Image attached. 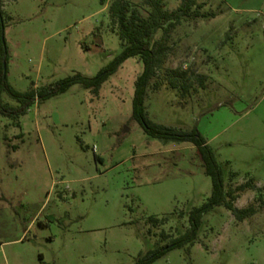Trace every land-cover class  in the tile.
I'll use <instances>...</instances> for the list:
<instances>
[{"label": "rangeland", "instance_id": "obj_1", "mask_svg": "<svg viewBox=\"0 0 264 264\" xmlns=\"http://www.w3.org/2000/svg\"><path fill=\"white\" fill-rule=\"evenodd\" d=\"M112 1L3 0L8 83L26 92L76 73L95 76L122 50ZM123 1L148 17L145 0ZM181 2L163 0V9ZM195 2L192 11L206 17L184 18L170 31L166 61L147 87L146 117L196 128L227 189L249 180L263 187L264 0ZM175 68L204 75V85L193 81L181 96L165 82ZM142 69L132 57L97 95L75 84L19 118L0 115V264H135L186 231L211 180L191 143H163L132 118ZM234 206L256 212L238 222L215 207L202 216L194 245L152 264H264V193L247 190Z\"/></svg>", "mask_w": 264, "mask_h": 264}, {"label": "trees", "instance_id": "obj_2", "mask_svg": "<svg viewBox=\"0 0 264 264\" xmlns=\"http://www.w3.org/2000/svg\"><path fill=\"white\" fill-rule=\"evenodd\" d=\"M2 1L3 0H0L1 116L12 119L19 118L25 115L32 105L63 94L75 84H79L97 95L101 85L107 81L127 59L136 57L140 59L143 69L134 83L132 118L138 122L145 134L163 143L187 142L191 143L196 148L204 172L211 180L212 189L210 196L200 207L190 211L188 215V227L182 235L148 251L144 256H139L135 264H152L174 249L194 245L198 238L202 216L215 207H224L238 222H242L255 214L256 210L254 207L237 208L234 206V201L247 190L257 189L260 193H264V186L256 187L249 180L237 185L233 189H227L223 168L217 162L214 151L196 128L190 131H183L155 124L150 122L145 114L144 100L147 87L150 85L151 81L157 77L158 71L166 61L170 50L168 45L170 31L184 18L206 17V15L200 14L197 8L192 11L191 8L196 5L195 0H182L180 6L173 11L163 9V0H145L146 5L150 8L147 18L142 17L135 9H130L128 3L123 0L112 1L108 7V15L122 45V50L118 56L93 77H86L76 73L47 87L39 90L30 89L26 92H18L7 81V55L5 44H3L5 26L2 22ZM158 30H162V35L159 39L154 40L153 37ZM205 78L204 75H194L187 69L182 70L180 68L169 69L165 74L167 86L172 90L178 91L183 97H185L193 87V81H197L199 85L203 86ZM153 87L158 89L160 84L155 82ZM2 94H6L9 98L15 100L18 106L12 107L4 104L1 98ZM235 175V172L231 174V176ZM149 221L156 224L158 219L149 217ZM164 236L165 235L162 233L161 237Z\"/></svg>", "mask_w": 264, "mask_h": 264}, {"label": "water", "instance_id": "obj_3", "mask_svg": "<svg viewBox=\"0 0 264 264\" xmlns=\"http://www.w3.org/2000/svg\"><path fill=\"white\" fill-rule=\"evenodd\" d=\"M3 44H5V42L3 41ZM4 68H5V65L3 64Z\"/></svg>", "mask_w": 264, "mask_h": 264}]
</instances>
